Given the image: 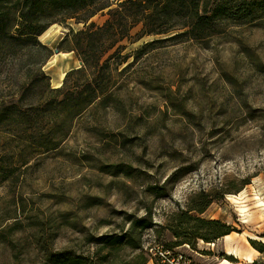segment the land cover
I'll use <instances>...</instances> for the list:
<instances>
[{
    "label": "rangeland",
    "instance_id": "obj_1",
    "mask_svg": "<svg viewBox=\"0 0 264 264\" xmlns=\"http://www.w3.org/2000/svg\"><path fill=\"white\" fill-rule=\"evenodd\" d=\"M121 1L52 24L38 38L50 54L0 41V264L89 254L151 212L148 253V243L175 241L170 225L203 191L213 202L190 214L231 226L256 261L228 254L224 236L213 248L193 239L196 258L264 264V3L191 39L148 35L142 22L102 30ZM91 80L104 91L84 109L77 99Z\"/></svg>",
    "mask_w": 264,
    "mask_h": 264
},
{
    "label": "trees",
    "instance_id": "obj_2",
    "mask_svg": "<svg viewBox=\"0 0 264 264\" xmlns=\"http://www.w3.org/2000/svg\"><path fill=\"white\" fill-rule=\"evenodd\" d=\"M263 3L264 0H123L117 8L110 9L112 15L114 14L113 23L108 20L101 29H124L127 34L131 28L142 22L144 33L148 35L183 30L182 34L191 39H203L215 31L219 18L238 19L253 15L257 6ZM111 6L110 0H0V41L1 44L9 40L18 44L39 45L50 54V48L38 38L52 24L64 23L73 18L85 22ZM79 34L85 32L81 31ZM92 34L97 35V32ZM88 45L89 49L96 48L92 39ZM76 47H79V43ZM84 62L85 66L90 67L88 61ZM69 76L70 74L65 78L63 86L57 89L58 92L66 88ZM100 82L96 80V86L94 81L88 82L81 93L85 96L77 99L81 101L82 108L93 104L99 94L103 93L104 85ZM171 179L169 182L175 177ZM164 189V185L153 187L157 193ZM199 197L202 198L199 204L190 205L180 215L177 214V225H170L176 236L175 241L171 242L173 245L187 243L195 247L193 239H202L207 243L215 242L232 233V227L220 220H206L190 214L191 211L205 212L213 202V198L205 191L201 192ZM191 222L195 223L194 226H190ZM154 226L151 212L144 216L132 217L127 229L108 233L97 239L96 249L89 254L61 250L49 253L37 264H147L150 257L144 250V236L145 232ZM206 227L209 228L203 231ZM125 252L131 258H124Z\"/></svg>",
    "mask_w": 264,
    "mask_h": 264
},
{
    "label": "built area",
    "instance_id": "obj_3",
    "mask_svg": "<svg viewBox=\"0 0 264 264\" xmlns=\"http://www.w3.org/2000/svg\"><path fill=\"white\" fill-rule=\"evenodd\" d=\"M215 242L205 244L213 248ZM146 249L153 264H203L196 258V255L201 256L200 253L187 243L173 245L171 242L155 240L148 243Z\"/></svg>",
    "mask_w": 264,
    "mask_h": 264
},
{
    "label": "bare ground",
    "instance_id": "obj_4",
    "mask_svg": "<svg viewBox=\"0 0 264 264\" xmlns=\"http://www.w3.org/2000/svg\"><path fill=\"white\" fill-rule=\"evenodd\" d=\"M236 236V233H231L228 235H225L223 237L224 241L228 244L227 245V252L228 254L234 255L237 258H242L243 260H245L246 262L252 263L256 261V256L254 253L252 252H247L245 251V249H243L242 246H237L234 243V237ZM216 264H240L237 262H232L229 259H222L219 262H217Z\"/></svg>",
    "mask_w": 264,
    "mask_h": 264
}]
</instances>
